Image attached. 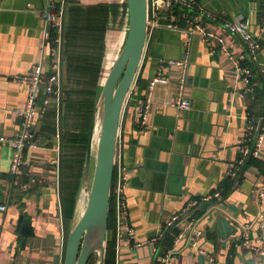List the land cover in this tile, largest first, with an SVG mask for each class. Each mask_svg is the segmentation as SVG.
Instances as JSON below:
<instances>
[{"label":"crops","instance_id":"obj_1","mask_svg":"<svg viewBox=\"0 0 264 264\" xmlns=\"http://www.w3.org/2000/svg\"><path fill=\"white\" fill-rule=\"evenodd\" d=\"M188 1L193 8L175 10L178 29L168 27L167 11L150 29L139 71L142 84L125 106L117 153L130 175L124 195L133 234L117 219L113 188L114 227L108 226V243H115L116 264H166L169 254L174 264H264V254L254 248L264 245V140L258 154L250 152L245 158L241 152L250 121L252 145L259 135L264 137V0ZM46 8V0H0V135L13 137L22 129L29 85L18 77L49 59L48 24L41 17ZM245 19L260 40L255 58L247 53L243 38L224 26L225 21ZM65 23L94 30L83 33L77 44H89L91 53L95 48L100 52L105 30L101 62L91 63L98 65V74L88 76L94 104L100 76L127 34L126 0H67ZM195 23L224 42L213 38L208 43L200 30L192 32ZM169 58L188 60L184 86L179 65L167 66L169 80L156 86L149 120L141 126L139 102L157 63ZM236 61L251 67L250 83L243 80ZM45 98L43 90L41 101ZM180 98L190 100L191 107L174 105ZM61 100L49 97V107L35 124V145L26 150L27 167L18 176L10 170L14 149L0 143V204L6 205L0 210V264H64L68 234L81 205L69 209L65 203L71 166L63 159L83 156L86 161L94 105L83 146L70 142L78 131L61 123ZM47 116L49 122L43 120ZM80 183L81 178L78 188ZM219 190V198L204 200ZM189 203V212L168 226Z\"/></svg>","mask_w":264,"mask_h":264},{"label":"water","instance_id":"obj_2","mask_svg":"<svg viewBox=\"0 0 264 264\" xmlns=\"http://www.w3.org/2000/svg\"><path fill=\"white\" fill-rule=\"evenodd\" d=\"M126 3L129 25L125 40L109 68L101 74L97 87L90 142L76 198L81 206L68 234L64 264H89L95 253L96 264L106 263L120 127L150 33L149 0ZM158 66L159 63L155 70ZM22 220L30 222L24 217Z\"/></svg>","mask_w":264,"mask_h":264},{"label":"built area","instance_id":"obj_3","mask_svg":"<svg viewBox=\"0 0 264 264\" xmlns=\"http://www.w3.org/2000/svg\"><path fill=\"white\" fill-rule=\"evenodd\" d=\"M47 8L42 12L41 17L48 24L47 31V40L51 41L52 38V30L55 32V38L51 42L49 49V60L47 62H41L34 65L31 73L26 76L18 77V80L25 82L29 85L28 98L26 102V107L22 113V129L21 132L13 137H8L4 135H0V143L11 146L14 149L13 159L11 163V173L18 176L23 167H27V158H26V150L35 145L34 143V135H35V123L37 119H40L44 115V111L46 107H49V97H58L61 88H62V58H63V32L65 28V14H66V5L67 0H46ZM180 7L181 9L190 10L193 8V2L188 0H149V11H150V29L158 26V19L161 17L162 12H169L171 23L168 24V27L171 29H178V24L176 23L177 14L175 13V8ZM201 14L206 16H213L209 12L205 10H200ZM224 26L226 29L232 34H239L245 44L246 51L251 56L255 58L258 50L261 46L260 40L256 37L250 28L249 20H241V21H225ZM195 29L200 30L205 40L210 43V41L215 38L219 40V42L223 43L224 38L220 37L216 33L206 30L201 23H195L193 31ZM188 60L187 59H163L156 69L155 75L149 80L146 93L142 97L139 105L137 107V117L139 119L140 125L145 126L149 120V116L151 113V107L153 103L154 90L156 86L160 83H167L168 77L164 74V69L167 66L171 65H179L181 68L180 74V85L181 88L184 86L186 81V74L188 71ZM236 67L239 72L243 75V80L247 83L251 82V78L253 75V71L249 66H242L239 61H236ZM137 80V79H136ZM136 84V82H135ZM134 86L131 88L128 100L133 93L135 88ZM44 90L47 98L41 101V93ZM127 100V101H128ZM127 104V103H126ZM177 107L181 109H189L191 107L190 100L185 98H180L178 101L173 103ZM253 122L250 121L249 128L247 129V137H245V143L241 146V152L245 156V158L252 152L253 154H258L259 147L264 140L263 135H259L258 139L254 141V145H252L251 134L254 129ZM121 142L120 135L118 138V146ZM241 162H244L241 160ZM117 166V180L114 187V192L116 194V206H117V219L126 225L127 230L133 234V229L128 225L127 217V205H126V197L124 195V191L129 181V171L122 161L116 159ZM115 166V170H116ZM32 181H36L35 177L31 178ZM221 195V190L216 191L215 193L208 195L204 198L205 201H213L214 199L219 198ZM6 205L0 204V210H5ZM191 209V203H189L185 209L181 213H177L172 219L168 222V226H173L175 222L180 218V216L187 214ZM262 219V227H264V211L261 213ZM200 236V232H197L192 240V246L196 247L198 243V239ZM181 237V236H179ZM251 245V244H249ZM252 246V245H251ZM254 248L259 251L261 254H264V245H254ZM166 264H174V255L169 254L164 258ZM209 264H215L212 260H210Z\"/></svg>","mask_w":264,"mask_h":264},{"label":"trees","instance_id":"obj_4","mask_svg":"<svg viewBox=\"0 0 264 264\" xmlns=\"http://www.w3.org/2000/svg\"><path fill=\"white\" fill-rule=\"evenodd\" d=\"M181 9L180 7H176L175 10ZM83 27L80 29H76L73 27H68V25L65 23V28L63 32V73L64 69L66 72V76L70 78H78V79H88V76L90 77L91 74L93 78H95L98 74V65H91L92 60L96 59L97 62H101L102 59V49H103V38H104V32L105 30H101V48L100 52H97V48L94 50L95 53H91V48L89 44H81L77 48L78 41H81L83 33H94V30L92 28ZM91 29V30H90ZM55 32L52 30V38L50 41V45H52V41L55 38ZM100 40V39H99ZM84 50V51H82ZM86 50V51H85ZM75 57H82L81 60L77 59ZM65 59H67L68 63H65ZM49 60V59H48ZM81 64V65H79ZM87 73V75L85 74ZM63 79V76H62ZM89 81V79H88ZM63 82V80H62ZM63 84V96H62V104H64L60 109V115L62 116V121L65 126H71L74 128L73 130H77L78 132L72 133L73 139H71L70 142L76 141L81 143L83 146L86 145L87 141V130L89 127V121L91 118V112L93 108V95L94 91L89 90L85 91L83 89H74V88H64V82ZM142 84V75L138 74L135 89ZM147 88V85H146ZM75 94H77V97H73ZM80 94H90V99H82L80 97ZM66 95V97H65ZM90 100V101H88ZM129 104V103H128ZM129 105H127L126 110L128 109ZM75 109L78 110V112H75ZM50 121L48 116L44 117L43 120ZM52 121V120H51ZM55 123V121H54ZM85 151V147L82 148V152ZM74 159L78 161H67L68 159H63V164L68 163L71 166V172L68 176V183L65 184V190L70 193V196H67V199L65 200V203L67 204V207L69 209H72L74 204L76 203V196L79 190L78 183L79 179L83 175V169L85 165L84 157L82 158H75ZM73 159V160H74ZM116 179V170L114 175V180ZM116 184V181H113V188ZM114 214H115V196L112 189V196H111V202H110V216H109V228L114 227ZM89 264H93L92 261H89ZM105 264H116V249H115V243L110 240L107 246V258Z\"/></svg>","mask_w":264,"mask_h":264},{"label":"rangeland","instance_id":"obj_5","mask_svg":"<svg viewBox=\"0 0 264 264\" xmlns=\"http://www.w3.org/2000/svg\"><path fill=\"white\" fill-rule=\"evenodd\" d=\"M65 63H68L67 59H65ZM79 65H81V64H79ZM62 66H63V58H62ZM65 74H66V72L64 69V73L62 72V76H63L62 80L64 82V88L66 86L65 89L74 88V89H83L85 91L91 90L92 87H91V85H89L88 79H81V78L80 79H78V78L77 79L76 78H70L69 79ZM85 74L87 75V73H85ZM62 96H63V88H61V92H60L59 96L57 97V99L61 100ZM90 96H92V95L90 94ZM90 96H89V94H80V97L82 99H86L88 97H89L88 99H90ZM65 97H66V95H65ZM73 97H77V94H75ZM88 101H90V100H88ZM95 102H96V99H95L94 104H93L94 106H95ZM75 112H78V110L75 109ZM38 122H39V119H37L36 123H38ZM96 260H97V255L95 253L91 256L90 261H92L93 264H96V262H97Z\"/></svg>","mask_w":264,"mask_h":264},{"label":"bare ground","instance_id":"obj_6","mask_svg":"<svg viewBox=\"0 0 264 264\" xmlns=\"http://www.w3.org/2000/svg\"><path fill=\"white\" fill-rule=\"evenodd\" d=\"M88 248V247H87Z\"/></svg>","mask_w":264,"mask_h":264}]
</instances>
